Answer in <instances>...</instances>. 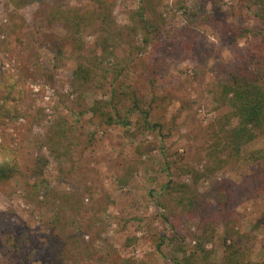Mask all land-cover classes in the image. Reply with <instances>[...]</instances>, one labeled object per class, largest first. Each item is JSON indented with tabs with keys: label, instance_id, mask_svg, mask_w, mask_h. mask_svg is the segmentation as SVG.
<instances>
[{
	"label": "rangeland",
	"instance_id": "1",
	"mask_svg": "<svg viewBox=\"0 0 264 264\" xmlns=\"http://www.w3.org/2000/svg\"><path fill=\"white\" fill-rule=\"evenodd\" d=\"M19 1L0 0V82H15L10 98L16 114L0 119V164L13 170L0 181V263L5 240L28 233L35 245L29 246L30 264H173L183 256L168 240L173 227L164 214L173 212L182 216L177 230L186 236L187 254L196 251L193 234L206 216L216 229L205 244L210 262L226 261L220 238L232 227L244 236L233 241L242 245L243 260L261 264L264 226H254L264 213V159L251 163L216 151L221 131L237 121L226 124L230 109L218 107L214 93L231 72L252 67L249 58L264 41V5L49 0L93 9L95 22L80 55L62 26H49L36 13L41 0H26L23 7ZM141 4L162 24L149 43L129 26L130 13ZM246 29L258 36L242 35ZM95 54L101 62L96 80H76L82 56ZM116 73L117 86L133 82L142 90L138 96L158 95L149 128L141 114H130L123 126L104 124L93 113L97 102L110 99ZM1 84L3 98L9 89ZM258 149H264V135L245 146L242 156ZM194 170L204 174L197 181ZM171 180L188 186V197L178 190L174 198L164 195ZM189 198L197 201L190 215L183 209ZM162 234L167 239L157 251L155 238ZM75 240L77 252L70 247Z\"/></svg>",
	"mask_w": 264,
	"mask_h": 264
},
{
	"label": "trees",
	"instance_id": "2",
	"mask_svg": "<svg viewBox=\"0 0 264 264\" xmlns=\"http://www.w3.org/2000/svg\"><path fill=\"white\" fill-rule=\"evenodd\" d=\"M103 1V0H100ZM220 0H202L203 6H206L209 2L214 5H219ZM258 5H264V0H253ZM41 6L36 12L41 19H45L49 26H62L66 31L67 39L73 42L74 46L79 48V54L83 55L81 48H83V36L92 27L95 22V16L93 9L88 7L82 9L80 6H73L67 3L55 2L52 3L49 0H41ZM26 4V0H20L18 2L19 7H23ZM103 19V15L99 14ZM130 28L135 32H141L144 35V43H149L150 37L160 32V26L153 19L147 16L146 7L141 4L139 8L129 15ZM117 30V29H116ZM242 35L251 33L254 36H258L256 31L252 29H246L240 32ZM257 34V35H256ZM113 35V34H112ZM112 35L107 36V39L112 38ZM257 47V51H254L250 58L249 63L252 64L251 68H245L242 71L231 72L226 78L222 79L216 84L214 100L218 107L228 106L230 111L224 116L226 124H231L234 119L237 123L235 126L231 125L229 130L221 131V136L218 138V144L215 145L216 151H226L231 159H241L255 163L264 159V149H258L251 151L242 156V149L249 143L256 140L259 136L264 135V41ZM80 61L79 65L74 71V78L76 80L93 82L98 76V70L101 69L100 57L95 54L93 59L85 58ZM116 68H113L115 70ZM104 72V69L102 68ZM108 70L104 72V80L108 78ZM118 73L111 80L112 87L110 88V99L107 102H97L92 109L95 115H99L104 124L111 125L113 123L128 126L130 124L129 115L141 114L143 117V123L149 128L148 118L151 115V110L160 106L158 102V95L155 92L154 79L149 81L152 86L155 95L150 100L138 96V92L141 89L133 88V82H127L126 86H117ZM8 78V82L5 84L0 82L1 85L8 87V96L0 98V119L7 118L13 119L16 114H13V98H10L12 90L14 89L15 82ZM137 81V79H136ZM104 84H101V87ZM136 87V86H135ZM6 93V94H7ZM130 97L132 99L131 104L124 103L125 98ZM158 124L153 126L157 127ZM224 127H222L223 129ZM167 167L170 168L167 163ZM13 173L10 166L0 164V181L10 177ZM194 180H199L204 174L198 171H192ZM178 186V188H176ZM188 186L183 184H173L172 180L170 184L164 187V195L167 194L171 198H174L172 191L178 190L184 194V197H188L189 190H185ZM163 195V197H164ZM159 204L163 208H168L167 202H162L158 199ZM184 202V201H183ZM197 201L195 198H189L188 204L184 205V212L192 214L195 212V204ZM181 215H175L171 212L170 215L164 214V218L173 227L171 236L168 240L173 244L175 252L182 253L181 258L172 259L173 264H214L209 261L211 251L205 248V244L211 241L215 237L216 229L214 227V220L207 218L206 216L200 217V227L197 233L193 234V237L197 239L196 251L187 254L184 250V241L186 236L177 230L178 219ZM175 218V219H171ZM264 226V213L258 218L254 228ZM247 235V234H246ZM248 236V235H247ZM235 237L244 238L238 230L230 227L225 230V234L220 238L224 245V251L226 261L223 264H252L248 260H243L244 252L242 245L239 248L234 242ZM70 240L69 237H67ZM232 238V241L230 242ZM167 237L162 234L155 238L156 249L161 251V247L166 241ZM137 237L129 239L131 242L137 241ZM33 237L30 234L24 236L10 235L4 242L5 249L3 255L5 256V263L0 264H30L31 258L28 256L29 246L33 244ZM64 241H67L64 239ZM234 241V242H233ZM233 242V243H232ZM79 241L75 240L71 243L73 252H77L79 248ZM74 245V246H72ZM35 245H32L34 247ZM58 263V262H57ZM264 264V261L261 263Z\"/></svg>",
	"mask_w": 264,
	"mask_h": 264
}]
</instances>
